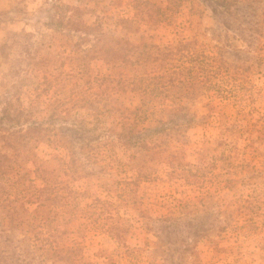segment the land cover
<instances>
[{"label":"rangeland","instance_id":"obj_1","mask_svg":"<svg viewBox=\"0 0 264 264\" xmlns=\"http://www.w3.org/2000/svg\"><path fill=\"white\" fill-rule=\"evenodd\" d=\"M261 22L264 0H0V264H264Z\"/></svg>","mask_w":264,"mask_h":264},{"label":"trees","instance_id":"obj_2","mask_svg":"<svg viewBox=\"0 0 264 264\" xmlns=\"http://www.w3.org/2000/svg\"><path fill=\"white\" fill-rule=\"evenodd\" d=\"M246 6H252V9L253 10H255V7L253 6V1H251V4L249 3V4H247ZM245 9H242V10H240L241 12H243ZM248 15H250V14H247L246 16H248ZM254 16V15H253ZM252 16V17H253ZM261 24H264L263 22H261ZM253 28V27H252ZM254 29H256V28H254ZM219 66L220 67H222V68H224L225 69V66H223V65H221V64H219ZM177 89H181V88H177ZM174 119L173 120H170V119H168L167 121H165V122H163L162 124L164 125V127L163 128H168L169 127V129H172V128H174V127H172L171 125H169V123H171L173 126H175V125H178V120L179 119H182V115H177V116H175V117H173ZM176 140V142H178L179 141V139H175ZM180 219H182V220H185L183 217H180ZM38 223L40 224V225H43V223H45L43 220H41V219H39L38 220ZM44 226V225H43ZM45 227V226H44ZM204 226H201V227H198V228H195L194 230H196V229H200V230H203V229H201V228H203ZM46 232L48 233V234H55L54 233V230H53V227H52V225H49V223H47L46 222ZM51 229V230H50ZM56 235V234H55ZM55 235H53L54 237H55ZM49 243V242H48ZM54 254H56V252H54Z\"/></svg>","mask_w":264,"mask_h":264}]
</instances>
